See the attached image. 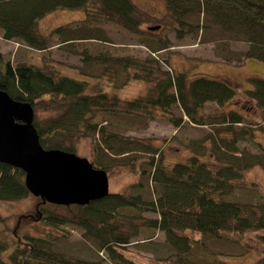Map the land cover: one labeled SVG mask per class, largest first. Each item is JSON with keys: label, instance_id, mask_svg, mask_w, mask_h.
<instances>
[{"label": "trees", "instance_id": "trees-1", "mask_svg": "<svg viewBox=\"0 0 264 264\" xmlns=\"http://www.w3.org/2000/svg\"><path fill=\"white\" fill-rule=\"evenodd\" d=\"M164 2L163 15L171 18L168 25L178 39L210 27L219 28L222 37L229 38L213 40L226 44L221 51L216 50L224 61L238 63L248 58L264 61V0ZM56 10H76L85 15L77 21L76 28L73 23L63 24L50 34L41 33L40 20ZM201 13L206 17L202 23L197 18ZM109 19L137 35L140 47L145 45L151 55L171 47L172 41L167 35L157 36L158 28H151L159 25L153 24L146 30L141 28V12L134 0H0L1 39L20 41L32 50L44 52L43 59L49 58L52 46L75 41L66 37L63 30L70 28L75 37L77 34L72 31L79 25L100 27L99 23H92L102 20L105 23ZM55 38L58 42L50 43ZM77 38L88 37L77 35ZM200 40L205 41L202 33ZM231 40H244L248 46L243 51H234L229 45ZM80 54L81 65L70 69L62 63L60 67L47 61L41 65L24 60L13 63L0 53V90L15 100L31 104L35 113L33 123L45 149L59 148L76 153L79 140L90 138L96 156L92 163L107 173L117 166L134 168L146 154L138 167L141 180L133 183L128 192H110L85 205H65L72 208L71 214H64L66 217L48 216L44 211L39 221L43 219L53 227L66 223L83 227V236L93 240L98 251L104 252L115 264H227L220 254L208 252V242L227 239L242 245L247 233L254 231L258 232L263 249L262 257L253 264H264V196L253 200L248 194L243 196L244 200L231 196L236 193L235 181H240L246 169L257 165L264 168V146L259 142L260 150L254 153H249L245 146L238 147L250 125L243 123L247 116L235 109L221 116L204 114L211 101L224 104L233 99L240 101L242 97L264 110V79L252 78L251 87L244 95L226 79L206 75L193 77L188 69L171 65L170 72L158 58L151 59L148 54ZM87 55L89 58L85 61L83 58ZM73 68L91 77L109 74L112 89L88 93L89 80L85 75L80 78L66 72ZM131 80L154 83L144 94L124 100L119 90ZM123 104L125 115L151 119L158 116L156 109H160L176 127L181 128L186 121L198 126L222 122L221 129L232 130L233 135L227 137L211 131L200 139H190L180 153L181 160H172L153 145L126 138L99 123V114H116ZM173 105L182 109L180 116L171 111ZM141 108L145 109L146 116L139 113ZM211 118L214 120L210 121ZM236 125L242 127L233 129ZM202 146L209 149V157L204 158V153L200 152ZM25 178L23 169L0 161V200L12 201L32 195ZM239 186H243L241 181ZM149 212L157 216L145 217ZM4 219L0 214V223ZM121 221L130 225L126 234L122 232ZM157 232H163L164 241L162 247L153 252L164 250L162 255L143 256L141 263L127 254V244L139 235L142 238L137 246L152 251L151 246L144 244L151 242ZM64 238L53 233L28 234L24 241L13 240L10 244L4 236L0 237V264H103L95 258L69 256L62 249Z\"/></svg>", "mask_w": 264, "mask_h": 264}, {"label": "rangeland", "instance_id": "rangeland-1", "mask_svg": "<svg viewBox=\"0 0 264 264\" xmlns=\"http://www.w3.org/2000/svg\"><path fill=\"white\" fill-rule=\"evenodd\" d=\"M140 8L142 24L141 28L147 29L153 24L159 25L156 35H167L172 41L171 47L161 50L159 52L152 53L144 47L145 45H139L138 36L131 34L124 28L120 27L115 20L109 19V22L102 20L101 23L94 21L92 24L99 23L100 27L96 26L85 28L83 24L79 25L78 29L72 31L77 35H83L88 37L86 39H79L77 35L70 32V28L63 30V34L74 38L75 41L66 43H58L52 46L50 56L43 59L44 52H38L32 50L28 46H25L20 41H7L0 37V53L6 60H10L15 63L17 61H30L36 64H43L44 61L48 63H54L57 66L63 67L60 63L64 64V67L80 66L82 63L81 56L88 54L89 56H96L101 53H108L113 55H151V59L158 58L164 69L171 70V66L177 69H188L193 77L199 75H206L209 77H216L231 81V83L237 89L239 94L246 93V90L250 89L252 84V78L264 79V61L248 58L241 62L224 61V58L217 55V51H221V48L225 47L224 42L213 41L216 37L218 40H227L229 38L222 37L223 32L219 28H208L205 30H199L197 33L186 35L182 40L175 36V32L171 25V18L168 15H163L166 11L164 0H134ZM85 15L84 12H77L76 10H56L42 18L40 20V32L43 34H50L55 27L63 24H71L73 28L78 26L79 20ZM197 18L202 23L205 20V15L201 13L197 15ZM78 21V22H77ZM70 33V34H69ZM205 41L200 40V35ZM69 34V35H68ZM222 37V38H221ZM57 39L50 41V43H57ZM70 45V48L66 46ZM215 45L217 48H214ZM231 49L234 51H243L247 48L248 43L244 40H231L229 42ZM73 50L75 52H73ZM217 50V51H216ZM216 51V52H215ZM46 55V54H45ZM83 58L85 61L89 56ZM155 55V56H154ZM168 59V62H166ZM171 65V66H170ZM67 73L72 76L83 78L85 74L75 72L73 70H67ZM85 78L89 80L87 86V92L95 94L101 90L112 89V80L110 76L91 77L85 75ZM152 83L143 81L131 80L128 84H125L120 90L119 94L122 99H132L136 96L144 94L147 88L153 86ZM236 100H230L224 104H217L216 102H209L207 108L204 109V114H211L212 116H221L223 113H227L235 109L237 112L247 116L245 117L244 124H248L249 132L244 140H240L237 144L238 147H246L249 153H254L260 150L259 142L264 146V110L254 107L245 98ZM120 112L113 113H101L98 116V121L101 124H106L110 131H115L123 135L126 138L133 139L135 141L141 140L148 145H153L158 148L159 152H165L166 157L172 160H181L179 157H183L180 153H183L185 146L190 139H200L207 133L214 131L217 135H226L231 137L233 135L232 130L221 129L224 124L222 122L207 123L205 126H198L191 122H185L180 127H176L166 116L163 115L160 109L158 116L151 119H145L137 115H125L123 110L125 106L120 108ZM171 111L176 115L182 114V109L178 105H173ZM142 116H146L144 108L140 109ZM49 114V113H46ZM188 119V118H187ZM209 120V119H207ZM214 119H210L212 121ZM146 122L147 124H144ZM226 126V125H225ZM241 125L233 126V129H240ZM216 128H220L216 130ZM143 139V140H142ZM209 141V140H208ZM180 150H177V148ZM78 155L90 159L92 162L95 160V150L93 148L90 138H83L77 143V149L75 151ZM200 152L204 153V158L209 157V149L202 146ZM146 154H143L139 158L138 163L134 168L129 166H117L113 170H110L107 175L109 178V192L122 193L130 191V186L133 183H137L141 180L140 163L145 159ZM182 159H185L182 158ZM94 160V161H93ZM93 164V163H92ZM94 166V164H93ZM240 181L243 186L240 185ZM240 181L236 180V188L234 194L231 196L235 199H246L243 197L248 194L250 199L262 198L264 196V168L262 166H253L246 169L243 173ZM239 186V187H238ZM245 192V193H244ZM32 194V193H31ZM243 197V198H240ZM75 205V204H72ZM69 206V205H68ZM71 206V205H70ZM39 207V208H38ZM72 208H65V205H58L53 203H42V199L39 196L29 195L26 198L18 200H0V214L5 218L0 223V237L10 241L13 240L19 242L24 241V237L30 235H47V233H53L60 236L64 235V246L62 249L69 256L82 257V258H95L103 262V264H115L109 260L104 252L98 251V247L95 242L83 236V227L66 223L60 224L59 227H53L39 219L43 217V212L48 213V216H58L64 214H71ZM32 215V217H31ZM64 215L63 217H66ZM155 213L149 212L145 217H156ZM122 232L126 234L130 231V225L127 221H121ZM258 232H248L245 236L242 245L237 244L232 240L227 239H211L208 242V252L218 253L227 264H253L260 257H262L263 245L257 238ZM142 237L135 236L131 238V242L127 244V254L133 256L135 260L143 262V256H153L156 254L162 255L164 250H160L158 253L153 252L155 249L162 247L164 241L163 232H157L154 239L151 242H147L144 246H151L152 251L143 249L137 246V242H140ZM60 238L58 241H61ZM17 242V243H19ZM8 257V256H7ZM145 262V261H144Z\"/></svg>", "mask_w": 264, "mask_h": 264}, {"label": "water", "instance_id": "water-1", "mask_svg": "<svg viewBox=\"0 0 264 264\" xmlns=\"http://www.w3.org/2000/svg\"><path fill=\"white\" fill-rule=\"evenodd\" d=\"M34 117L30 103L0 90V161L25 171L29 191L58 205H85L109 194L107 172L88 158L41 145Z\"/></svg>", "mask_w": 264, "mask_h": 264}, {"label": "crops", "instance_id": "crops-1", "mask_svg": "<svg viewBox=\"0 0 264 264\" xmlns=\"http://www.w3.org/2000/svg\"><path fill=\"white\" fill-rule=\"evenodd\" d=\"M80 13H81V12H80ZM46 16H47V15H46ZM82 18H83V17H82ZM82 18H81V19H82Z\"/></svg>", "mask_w": 264, "mask_h": 264}]
</instances>
